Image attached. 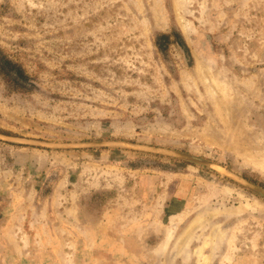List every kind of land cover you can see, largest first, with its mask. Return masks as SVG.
I'll list each match as a JSON object with an SVG mask.
<instances>
[{
  "label": "rangeland",
  "instance_id": "374dc122",
  "mask_svg": "<svg viewBox=\"0 0 264 264\" xmlns=\"http://www.w3.org/2000/svg\"><path fill=\"white\" fill-rule=\"evenodd\" d=\"M0 49L31 83L0 76V134L264 190V0H0ZM0 264H264V198L0 140Z\"/></svg>",
  "mask_w": 264,
  "mask_h": 264
},
{
  "label": "water",
  "instance_id": "95a60500",
  "mask_svg": "<svg viewBox=\"0 0 264 264\" xmlns=\"http://www.w3.org/2000/svg\"><path fill=\"white\" fill-rule=\"evenodd\" d=\"M0 140L19 143V144L39 146V147H44V148H53V149H77V148L94 147V146H114V147L141 150V151L151 152V153H155V154H162V155H167V156H171V157H177V158L189 160V161H192L195 163H199V164H202V165L209 167L213 170H216L220 174L225 175V176L233 179L237 183L245 186L246 188L250 189L251 191L259 194L260 196H262L264 198V190L259 188L256 185L250 183L249 181H247L241 177H238L236 175H233L229 172H226L211 162L202 160L200 158L191 156V155L186 154V153H181V152H177V151H173V150L162 149V148L151 147V146L132 145V144H127V143H122V142H114V141H97V142H85V143H77V144L43 143V142H37V141H32V140H26V139L6 136L3 134H0Z\"/></svg>",
  "mask_w": 264,
  "mask_h": 264
},
{
  "label": "trees",
  "instance_id": "16d2710c",
  "mask_svg": "<svg viewBox=\"0 0 264 264\" xmlns=\"http://www.w3.org/2000/svg\"><path fill=\"white\" fill-rule=\"evenodd\" d=\"M173 36L168 34H159L154 40L155 47L163 51L172 41ZM180 38V37H179ZM176 44L182 48L184 52H188V49L182 39L176 41ZM0 76L5 80L12 83L16 89H28L31 86L29 82V76L26 74L24 68L14 62L9 56L0 49Z\"/></svg>",
  "mask_w": 264,
  "mask_h": 264
}]
</instances>
